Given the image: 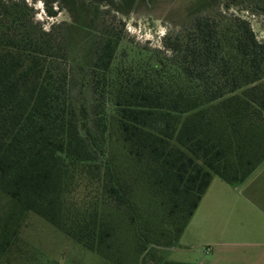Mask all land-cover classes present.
Segmentation results:
<instances>
[{"label": "trees", "instance_id": "trees-1", "mask_svg": "<svg viewBox=\"0 0 264 264\" xmlns=\"http://www.w3.org/2000/svg\"><path fill=\"white\" fill-rule=\"evenodd\" d=\"M234 6L195 0L151 48L111 9L46 29L0 0V264L24 260L33 214L106 262L189 264L160 250L215 176L236 185L264 161V40Z\"/></svg>", "mask_w": 264, "mask_h": 264}, {"label": "rangeland", "instance_id": "rangeland-1", "mask_svg": "<svg viewBox=\"0 0 264 264\" xmlns=\"http://www.w3.org/2000/svg\"><path fill=\"white\" fill-rule=\"evenodd\" d=\"M137 1L136 6L124 7L117 13L112 11L111 16L114 17L108 19L117 29L121 27L126 31L128 42L153 48L161 44L158 26L166 28L167 33L173 30L175 23L180 21L178 14L187 12L195 0ZM230 1L236 5L231 11L247 18L258 38L264 40L262 18L252 14L251 1ZM31 5L37 12V21H41L46 29L52 24L70 23L66 10L54 6L57 14L49 17L44 0H31ZM206 194L204 204L207 211L198 213L195 224L189 228L187 225L173 246L160 250L164 258L201 264L213 257L212 248L219 242H231L242 237L264 242V161L245 181L236 185L215 176ZM200 214L203 215L201 218ZM18 245L24 260H10L9 264H113L70 240L61 230L34 214L29 216Z\"/></svg>", "mask_w": 264, "mask_h": 264}, {"label": "crops", "instance_id": "crops-1", "mask_svg": "<svg viewBox=\"0 0 264 264\" xmlns=\"http://www.w3.org/2000/svg\"><path fill=\"white\" fill-rule=\"evenodd\" d=\"M206 198L207 194L205 193L188 224V228L191 224H195V217L201 210L207 211L204 204ZM202 216L200 214L199 218ZM212 249L213 257L201 264H264V242L249 241L247 238L242 237L240 240L231 242H219Z\"/></svg>", "mask_w": 264, "mask_h": 264}, {"label": "flooded vegetation", "instance_id": "flooded-vegetation-1", "mask_svg": "<svg viewBox=\"0 0 264 264\" xmlns=\"http://www.w3.org/2000/svg\"><path fill=\"white\" fill-rule=\"evenodd\" d=\"M137 2V0H55L54 6L68 12L71 19L70 23L75 20L74 11H76L78 16H83L79 20L80 25H82L83 28V23L88 25L90 24L91 18L89 19V17L92 15L94 16L95 12H97L99 15L102 14L103 16H106L105 13H107L110 9L117 13L124 7H128L130 5L133 6V4L136 6ZM82 11H89V14L85 12L82 13ZM83 29L88 30V27ZM83 32L84 31H82L81 34H84Z\"/></svg>", "mask_w": 264, "mask_h": 264}, {"label": "clouds", "instance_id": "clouds-1", "mask_svg": "<svg viewBox=\"0 0 264 264\" xmlns=\"http://www.w3.org/2000/svg\"><path fill=\"white\" fill-rule=\"evenodd\" d=\"M28 3L31 4V0H28ZM42 7V5H40ZM167 34V29L164 27L158 26V35L162 38Z\"/></svg>", "mask_w": 264, "mask_h": 264}]
</instances>
